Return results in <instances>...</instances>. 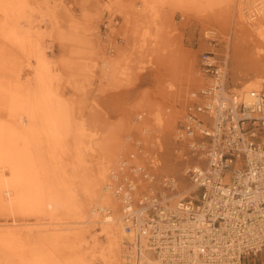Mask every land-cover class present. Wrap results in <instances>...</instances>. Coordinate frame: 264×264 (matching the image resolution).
<instances>
[{"label": "bare ground", "instance_id": "bare-ground-1", "mask_svg": "<svg viewBox=\"0 0 264 264\" xmlns=\"http://www.w3.org/2000/svg\"><path fill=\"white\" fill-rule=\"evenodd\" d=\"M135 1L112 0L109 5L111 10L117 9L119 14L123 16L125 20L124 31L127 34L138 33L140 27L142 30L143 27L146 29V26H142V22L146 16L148 18V15L153 17L156 14L157 3L161 0H142V4L136 6ZM189 1L197 5L199 0ZM252 1L254 2V0ZM23 2L25 3V0ZM211 2L212 0H210ZM22 5L21 0H12L9 3L0 0V13L5 18V21L3 20L0 24L1 32H4V36L13 46L20 47L24 53L33 54L32 56L38 64L35 66L37 68L33 86L22 85L20 83L21 76L17 77V81L14 82L15 85L12 82L7 87L0 81V106L6 110L9 116L7 121L0 120V212L14 216L13 226L0 229V254L5 256V264H92L91 260L89 263L88 258L86 260L82 255L67 259L64 257V261L59 260L60 258L58 259L57 256L60 254H56V252L59 253L58 248L54 249L53 246V250H46L49 247L40 249L37 246L41 241L39 232L53 231L51 235L53 242L60 240L66 242L69 237L68 233L77 236L78 233L75 229H78L76 226L78 224L92 226L97 224L100 226L101 234L105 236L107 242L105 249L117 261L120 251L128 254L123 262L119 261L116 264H163V259H171L173 264H238L239 262H241L240 264H249L251 258L247 257L249 255L248 248L258 247L254 253L261 252L264 248V228H262L264 226V209L254 211V215L258 217L254 218L256 220L254 226L251 224V226L245 227L248 236L246 240L245 235L231 220L233 217H230L232 216L230 211L237 213L238 210L231 209V206L246 203V198L253 201L255 194L251 195L250 190H247L245 192L249 195L247 197L237 199L232 197L235 191L233 188H237L233 187L234 173L226 171L220 175L221 187L219 190L212 191L211 179L209 184L206 181L208 186L205 190L199 189L198 187L206 179L208 164L196 163L192 167L187 165L179 171L180 165L177 163V159V162L166 159L165 150L171 151L172 149L168 140L169 137L165 135L164 124H166L165 119L167 117L159 114V112L155 116L158 123L156 128L150 129L151 127L143 125L140 120V111L143 102L146 100L143 94L123 109L128 117L133 115L135 117L122 122V128L120 126L110 130L105 128L102 134L103 128L101 126L96 129L102 130L100 134L99 131L92 132L86 130L87 128L84 126L77 125L74 122L76 119H73L70 113V107L66 104L67 102L65 103L64 99L59 98L62 95H58V90L56 91L52 87L53 84L51 85L53 77L51 78L52 74L50 75L51 66L48 61L47 49L45 50L44 45L42 46L40 43L37 44L38 46L34 45L33 53L32 50L29 51L28 46L32 40L29 39V43L27 42V39L21 35L16 26L17 21L13 20L16 13L23 15L22 12L26 11L23 10L25 5ZM253 5L254 9L250 10L252 15L248 18L250 24L257 22V17H259L261 28H264L263 5L257 7L260 2L258 5ZM224 6L226 7V5ZM239 6L241 7V5ZM204 9L202 7V10ZM255 18L257 20L252 21V23L251 20ZM152 19L154 20V18ZM118 22L117 19L114 24ZM257 26L259 27V25ZM159 31L161 30L159 29ZM255 32L257 35V31ZM143 34L140 33V35ZM157 34L155 35L157 36ZM77 42L81 41L78 39ZM227 50L220 61L215 58L216 55L210 56L211 61L218 65V78L206 76L200 79L198 84L194 82V87L192 86L193 88L191 87L192 89L187 93V98H185L187 101H184L185 105L180 117H178L182 126L175 128V134L171 138L175 143L176 139H180L182 142H186L188 138L192 139L190 132L193 130L204 131V126L196 125L195 121L188 116V109L194 101L203 96V93L207 95L208 87H212L215 92V95H213L214 93L209 95L212 96V99L207 103L215 120H218L219 115L222 114L221 107L224 104L233 108L234 121L240 117H245L249 111L247 114L240 115L235 111V107L240 102L251 107L254 102L251 97L252 92L263 90L264 71L257 65L260 68L256 69V78L245 83L238 82L241 84L240 87H232V90L228 91L227 73L230 56ZM113 58L102 59V75H99L101 79L111 82L114 79L115 81L116 74H119V69L122 66H120L119 58V60ZM257 60L254 61V64L261 62L260 59ZM83 66L84 64H82ZM132 79L134 80V78ZM132 79H129L130 81L128 80L125 84L130 87L133 86L134 81ZM190 80L187 81L188 85ZM52 88L56 92L52 91ZM130 98L133 101V95ZM133 126L140 127L139 136H132L130 129L134 128ZM166 127L171 134L174 126L169 123ZM87 132L89 134H86ZM209 132L213 134L212 130ZM237 134L238 131L233 137H236ZM82 137H90L93 140L94 146L91 149L94 152V157L91 164L86 166V186L83 187V192L79 193V198H76V191L72 188V183L68 181L66 170L64 172L65 166H61V162L64 159V154L68 151H75L73 155L76 159V165H74L83 164L84 141ZM133 141L135 148L137 146L136 150L131 148ZM218 141L217 138L216 144L219 143ZM257 141L261 145L260 147L264 146L262 133L258 132ZM176 146L173 149L179 152L175 149ZM182 153L183 150L179 152L178 156L186 159ZM253 155L259 156L250 150L248 159L251 160ZM236 169H239V166ZM191 170L195 171L194 177L189 173ZM258 179H264V175L261 173ZM226 186H231V188L227 190ZM222 202H224L225 207L230 206V208H222L224 209L222 211L220 209ZM118 203L120 204V215L118 214ZM196 203L198 206H195ZM152 207H160L162 211L155 214L154 217L152 211L148 214V209ZM48 208L50 211L58 210L66 215L71 213L76 216L78 221L72 222L74 226L70 227L65 225L67 222H59L54 219H50L48 222L38 220L34 225H30L28 223L22 224L16 218L17 213H43ZM240 213L243 220L248 217L243 210ZM252 215V213L249 214V216ZM173 216L176 217V221H173ZM129 217L135 219V224L128 233L126 227L130 225V221L127 219ZM213 220L214 223H212ZM227 223L231 224L230 228L227 227ZM225 231L228 232L225 233ZM38 240L40 241L38 242ZM43 242L40 245L45 243ZM241 254L246 257L244 260L241 259ZM92 256L94 255L92 254ZM103 260L105 264L110 261L106 257H103Z\"/></svg>", "mask_w": 264, "mask_h": 264}, {"label": "rangeland", "instance_id": "rangeland-1", "mask_svg": "<svg viewBox=\"0 0 264 264\" xmlns=\"http://www.w3.org/2000/svg\"><path fill=\"white\" fill-rule=\"evenodd\" d=\"M11 1L5 0V3ZM23 1L21 0V4L25 5L23 10L26 11L22 12L23 15L16 13L13 20L17 21L18 25L16 24V26L19 28L21 35L27 39V42L29 43V39L32 40L28 46L29 51L34 50V47L40 43L42 46L44 45L45 50L47 49L48 61L51 66V68L49 66L50 75L52 74L51 78L53 77L51 85L53 84L52 87L56 91L58 90V95H62L59 98L64 99L65 103L67 102L73 119H80L77 122L74 120V122L77 125L84 126V128H87L86 130L99 131L100 134L102 130L103 134L105 128L108 130L116 129L117 126L122 128V122L135 117V115L128 117L123 109L143 94L146 100L143 102L140 111V120L143 125L153 129L158 125L155 118L156 113L160 112L159 114L167 117L165 119L166 124H164L165 135L169 137L168 140L172 145V149L171 151L165 150L164 155L171 162H177L178 160L179 171L184 166H193L194 161H196L189 154L187 147L185 149V146L177 147L178 144L171 138L175 134V128L182 126V123L178 121V117H180L185 105L184 101H187L185 99L187 93L194 87V82L198 84L200 79L208 76L203 73L202 56L213 54L220 61L228 49L227 52L230 57L227 83L231 88L240 87L241 84L238 82L245 83L256 78L257 74L255 72L259 66L264 71V28H261L259 17H257L258 20L256 18L251 20V22L257 20L255 23L259 22L257 24L259 27L253 22V24H250L248 19L252 15L250 12L254 9L253 4L258 5L260 2L257 7L262 4L264 8V0H254L256 3L252 0H226L225 2H223L224 0H215V2L212 0L211 3L210 0H208L209 2L199 0L197 5L189 0H161L157 3L156 14L153 17L148 15V18L147 16L146 19L144 18L142 26H146V29L143 27L142 30V27H140L138 33H130L131 35L124 31L125 20L119 14V11L109 8L112 0H25V3ZM122 1L129 2V0ZM139 4H142V0L135 1V6ZM250 6L253 8H249ZM202 7L205 9L202 10ZM117 19L119 22L114 24ZM3 20L5 21V18L0 13V24ZM244 20L249 22L245 23ZM254 27H257V29ZM35 28L36 30H34ZM258 29H261V31ZM254 30L257 31L258 36ZM1 31L0 29V81L7 87L12 82L15 85L14 82L17 81V77L21 76L20 83L22 85L33 86L37 68L35 66H38L36 59L32 56L33 54L24 53L20 47L13 46L4 36V32ZM140 33L145 35H140ZM150 34L151 37H149ZM38 35L42 38H39ZM78 39L81 42H77ZM259 50L262 54L258 53ZM106 57H109V59L114 57L115 60L120 59L119 63L122 66L119 69V74H116L115 81L112 79V82L106 79L103 80L99 76L102 75V59ZM256 58L260 59V64H254ZM82 64H84L83 67ZM129 79L134 81V87L125 84ZM189 80L191 84L188 85L187 81ZM54 88L51 90L56 92ZM132 95L133 101H131L132 98L129 99ZM8 117L6 110L0 106V120L7 121ZM169 123L174 126L171 134H169L166 127ZM99 127L103 129L96 130ZM133 127L129 128L132 136H139L140 127ZM91 131L88 132L91 133ZM88 132L86 134H89ZM85 137H82L84 141L83 164L75 166L76 159L73 155L75 151H68L64 154V159L61 162V166H65L63 168L64 172L66 170L68 181L72 183V188L76 191L75 193L78 196L76 198H79V193L81 194L83 187L86 186V166L91 164L94 157V152L91 149L94 146L93 140L90 137ZM175 146V149L179 152L183 150L182 155H185L186 159L178 156L179 152L173 149ZM131 148L137 149L134 141ZM128 172L132 173L131 171ZM188 180L190 179L188 178ZM118 214L120 215L119 203ZM16 218L20 223L30 225H34L38 220L48 222L50 219H54L59 222H67L65 225L70 227L74 226L72 222L78 221L76 216L71 213L66 215L58 210L50 211L49 208L43 213H17ZM13 222L14 216L0 212V229L13 226ZM76 226H78V229H75L78 233L77 236L68 233L69 237L66 242L62 240L53 242L51 239L53 231L39 232L41 241L38 240V242L40 241L41 244L44 241L45 243L43 242V245L38 243L37 246L40 249L49 247V249L45 248L46 250H53V246L54 249L58 248L59 253L56 252V254L60 255L56 256L63 261L64 257L67 259L73 256L81 257L82 255L84 259L87 260L88 258L89 263L91 260L92 264H105L103 257L109 258L108 264H116L127 258L128 254L123 251H120L118 261L111 256L110 252L105 249L107 242L105 236L101 234L100 226L97 224L93 226L78 224ZM67 246L73 248L69 249ZM5 260V256L0 254V263L5 264Z\"/></svg>", "mask_w": 264, "mask_h": 264}, {"label": "built area", "instance_id": "built-area-1", "mask_svg": "<svg viewBox=\"0 0 264 264\" xmlns=\"http://www.w3.org/2000/svg\"><path fill=\"white\" fill-rule=\"evenodd\" d=\"M210 56L211 54H204L202 56L201 65L203 67V73L217 79L218 65L211 61ZM228 87V91L231 90L230 85H228ZM208 89L207 95L203 93V96L197 99V101H194L188 109V116L195 121L196 125L204 126V131L193 130L190 132L192 139L188 138L186 142L176 139V143L179 147L185 146L184 149L186 147L188 148L189 154L197 161H194V164H208V171L205 175L206 179L198 187L199 189L205 190L211 179V183L213 184L212 191L216 192L221 187L220 175L222 172L226 171L234 173L233 187L237 188H233L235 191L232 197L236 199L247 197L249 196L245 193L247 190H250L251 195L255 194L253 196V201L246 198V203H239L231 206V209L238 210L237 213L230 211L232 213L230 217H233L231 220L235 222V226H237L240 232L245 235L246 240L248 236L245 227H249L251 224L254 226L256 224L254 218L258 217L254 215V211L257 209L262 211L264 209V179H258L261 173L264 175V170L262 171V169H264V146L260 147L261 145L257 141L258 132L264 135V90L252 92L251 97L254 102L251 104V107H247L242 102L238 103L237 107H235V111L238 112V114H247V111H249L250 114L248 113L245 117H240L237 121H234L233 108L225 104L221 107L222 114L219 115L218 120H215L209 106H207V103L212 99V96L209 95H212V93L215 95V92L212 87H208ZM209 130H212L213 134H211ZM237 131V136L233 137ZM217 138L219 139L218 144H216ZM250 150H253V152L259 154V156L253 155L252 159L249 160L248 152H250ZM237 166H239V169H236ZM189 173L190 175L192 174L191 176H195V171L191 170ZM206 181L208 184H206ZM226 187L227 190L231 188V186ZM227 196H230V194H227ZM216 197L218 196L216 195ZM198 203H196L195 206H198ZM222 208L229 209L230 206L225 207L224 202H222L220 204V209ZM224 209H222V211H224ZM242 210L248 215L245 220H243L242 214L240 213ZM151 211L152 215L155 217V214L160 213L162 210L160 207H152L148 209V214ZM250 213L253 215L249 216ZM172 218L173 221H176V217L173 216ZM127 219L130 221V225L126 227V231L129 233L135 224V219L133 217ZM214 222L213 220L212 223ZM257 225L259 224L257 223ZM227 227L230 228L231 224L227 223ZM262 228H264V226ZM227 232L228 231H225V233ZM257 248H248L249 255H247V257L251 258L249 264H264V248L261 252L254 253ZM236 255H238L237 252ZM244 257L245 256L241 254L242 260L246 258ZM163 260V264H173L171 259ZM240 263L241 262L238 264Z\"/></svg>", "mask_w": 264, "mask_h": 264}]
</instances>
